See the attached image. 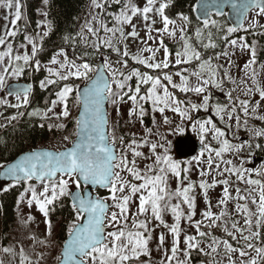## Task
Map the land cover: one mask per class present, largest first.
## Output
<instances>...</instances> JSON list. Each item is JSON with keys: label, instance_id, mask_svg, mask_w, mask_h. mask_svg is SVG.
I'll return each mask as SVG.
<instances>
[{"label": "snow or ice", "instance_id": "snow-or-ice-1", "mask_svg": "<svg viewBox=\"0 0 264 264\" xmlns=\"http://www.w3.org/2000/svg\"><path fill=\"white\" fill-rule=\"evenodd\" d=\"M49 0H43L48 4ZM108 0L100 3L99 0H93L96 8H104ZM119 3V0H116ZM15 5V6H14ZM212 5L198 4L197 9H203V17L200 27L195 29V39L190 35L185 25H191L192 18L184 13H178L179 22L175 18H170L166 14L169 8L167 0L159 2L158 0H146L142 6L129 2L124 5L119 15L116 16L117 27L109 28L104 20H100V27L105 33L101 42L98 32L88 27V32L96 37L94 47L99 51L100 47L112 49L117 56H123L125 59H117L116 63L120 67H114L113 63L105 58L103 68H93L89 62L77 63L75 60H69L68 54L63 49L56 52L50 59V64L57 67H48L49 78L40 81V88L45 89L47 85L56 84L58 81H69L72 78L81 81H87L84 87L74 88L65 84L57 93V99L50 101V106L43 110H33L30 116L39 115L41 119H50L49 113H53L56 120H67L71 115L69 107L70 97L76 94V99L82 106L79 117L75 120V140L71 141V147L62 151L52 150H32L26 154L20 155L19 158L10 164H0L3 169V175L7 180L14 181L15 184L30 182L33 179L39 181L42 185V191L38 194L35 187L28 185L27 191L31 193L28 205L31 207L35 202L39 211L45 216L46 233L51 235V220L49 216V207L63 197H69L71 208L74 212V221L67 228V239L63 243L62 251L59 256V264H151L152 250L149 247V241L152 239L148 226V215L164 224L162 218L163 210L170 208L175 218V224L169 226L174 240L170 249L162 250L165 259L160 264H189L190 253L198 249L205 255L211 256V264H220L215 255H219V249L223 246L224 255L228 259V264H264V241L257 244L254 240L261 238L259 229L264 228V167L260 169L246 168V161L241 159L239 164L234 163L232 158L225 159L226 154L235 152L239 154L244 148V144L235 145L227 136L226 129H231L232 124L227 123L225 129L217 126L212 119L195 120L191 113L198 112L201 109L208 112L210 109L211 96L207 94L209 87L224 90V78H227L232 84L237 82L232 79L228 71H223L221 76L222 65L214 64L221 56L229 57L235 53H229L226 49L220 52H214L211 56H206L209 50L218 47L215 38L218 33L226 34L220 37L229 47L251 48V59L244 65V70L250 72V78L255 88L244 89L245 95H251L253 91L258 92L261 100H264V87L258 86L256 73L252 70V65L256 62V53L254 47L247 43H240L236 39H228V36L235 33L236 26L223 29L217 19L212 16H222V5H215L217 11L210 12L208 9ZM231 7L236 10L237 23L243 27L240 17L248 20L246 13L255 12V17L249 23L251 26L264 25L259 24L260 17H264V0H245L243 4L232 3ZM0 8H7L8 15L12 16L10 21L11 28L5 25L3 35H0V91L6 90L8 97H15L16 103H10L9 100L0 99V104L5 107L15 109L26 108L29 105L31 85L24 84L22 87H11L9 80L20 81L23 77L26 67H32L35 70L40 69V61L35 60L38 51L42 48V42L38 45L37 41L30 36H25L26 44H21V48H27L31 45V53L24 51L19 54L13 48L10 38H15L18 34L16 30L17 23L22 18V5L20 0H0ZM47 13H45L46 15ZM151 14V16H150ZM140 16L146 23L147 41L157 44L156 47L147 46V41L141 40L146 46L141 52L131 55L128 46L125 44L123 50L115 47L113 38L124 41L127 37L138 38L139 33L133 25L132 30L125 33L123 25L131 24L132 18ZM7 19V15H6ZM95 19V17L93 18ZM200 19V16L197 17ZM150 22V23H149ZM159 22L162 27L154 28ZM49 31L51 25H47ZM247 30V29H245ZM156 33V36L153 35ZM111 34V35H109ZM49 35L46 31L43 36ZM165 35L176 41L179 48L170 50L165 44ZM158 37V39H157ZM163 50V56L157 60V53ZM149 55L145 56L142 53ZM63 57V60L57 59ZM129 59L137 65H142L146 69H151L155 74L142 72L139 68L128 69ZM231 63V61H230ZM183 65V67H182ZM121 68L128 69L127 72L121 71ZM175 68L176 71H167ZM95 73V76H90ZM54 77V79H52ZM133 77L136 78V85L133 88L128 84ZM179 78V83L174 80ZM196 83L193 84L192 78ZM244 82L241 81V84ZM115 86V88L113 87ZM141 85H149L141 94ZM176 90V91H173ZM177 91L185 94L194 93L201 97L200 103H193L188 99L177 98ZM231 89L226 93L227 100L230 104L215 106V115L220 122L232 121L235 118L236 128L240 127L241 116L245 117L243 123L247 127L250 113H257L259 103L250 104L248 99L233 97ZM127 98V99H125ZM131 102V107L127 115L137 117L143 122V116L146 109L144 105L151 106L153 113H160L163 118V124L171 123L166 111H171L190 123V127L197 132L200 137V144L203 145L199 156L196 157L197 164L201 162L206 166L200 169V176H210L216 173L223 179H213L211 182L202 180L199 184L203 194L207 197L208 189L215 187L217 183L223 184V197L219 200L218 206H224L219 215L210 210L202 213L203 219L195 222V229L200 238L210 236V233L201 230L202 226L215 227L219 221H223L224 231L227 236L236 241V245L228 240H218L211 237L209 251L205 252L200 248L201 240L196 236H187L185 240L186 250H184V259L179 258L180 253V221L185 215L181 210V204H186L188 208L187 220L192 221L195 215V198L191 195L193 185L189 181L187 187H183V181L188 179L186 173L188 168L181 167V164L169 155V148L166 143L150 142L148 138H135L127 144L124 143V136H117L115 128L111 134L108 132L109 119L105 112V103L119 105ZM61 106L59 113L53 110ZM119 111V108H117ZM23 113L13 115L11 120L15 121ZM255 119L264 120V115H254ZM131 122V121H129ZM155 123V116H153ZM41 128L44 124L39 125ZM59 129L67 127L65 123L56 125ZM52 130V125L48 126ZM177 131L183 132V128H177ZM256 137L264 136V129H249ZM209 134L211 138L209 139ZM147 135H153L151 129L147 130ZM69 140V136L64 137ZM164 137H161L163 140ZM117 140L120 141V150L117 151ZM215 141L220 147H214L211 141ZM207 141V142H206ZM149 148L151 155H145L141 149ZM249 147L251 145L249 144ZM256 147H260L259 144ZM163 149L158 153L157 149ZM206 153V155H205ZM131 156V159L129 158ZM137 158H143L145 161L151 160L152 163L145 164L143 170L137 166ZM201 158H203L201 160ZM182 172L185 175L182 176ZM255 172L258 178H252ZM176 178L180 183L175 191H171L168 186L169 175ZM227 174V175H226ZM235 176L236 181L249 186L247 195L241 194L239 187L235 188L236 196L232 197L229 192L231 181L228 177ZM98 186L107 190L108 195L101 197L93 195L91 191H81L82 186ZM7 185L0 188V191H8ZM73 186L75 191H73ZM255 191L257 197L253 195ZM251 197V203L256 205V211L253 212L248 207L247 201ZM173 199L180 200L178 204H171ZM230 199H236V212L241 213L243 224L233 220L231 230L227 226V217L229 215L226 205ZM108 201H111L109 203ZM136 202L135 216L131 218L132 226L129 227L130 205ZM239 201H245L244 204ZM208 208H211L210 202ZM144 216V220H137L135 217ZM255 218V219H254ZM205 221L208 223L205 225ZM245 232L248 234L245 235ZM244 243L241 245L240 241ZM164 244V235L159 236V245ZM158 251L161 249L158 247ZM5 253H11L12 249L4 248ZM255 253V255H253ZM236 254V259L233 255ZM141 257L147 259L142 260ZM27 258L22 256L23 261ZM0 264L3 261L0 260Z\"/></svg>", "mask_w": 264, "mask_h": 264}, {"label": "rangeland", "instance_id": "rangeland-1", "mask_svg": "<svg viewBox=\"0 0 264 264\" xmlns=\"http://www.w3.org/2000/svg\"><path fill=\"white\" fill-rule=\"evenodd\" d=\"M120 1L121 0H119V2ZM99 2L104 3L105 0H99ZM114 2H116V0H108L106 6L101 9V8H96L92 0L90 8L88 10V14L85 19V22L81 28V40L86 49V52L88 51L92 52V53H89L93 60V62L90 64L92 65L94 69L98 68V63L102 59L105 60V58H107L110 62H112L114 67H118V68L120 67V65L116 63L117 59L118 58L121 60L125 59L123 56L118 57L117 53L113 51L112 49L100 47L99 51H97V49L94 47V42L96 41V37L91 35V33L88 32L89 26L94 28L98 32L99 36L101 37V42H102L103 38L105 37V33L100 27V20H104V22L107 24L109 28L117 27L116 16L119 15L122 9L119 11V13L115 15L111 14L110 15L111 20H109V22L106 21L107 18L105 19V17L109 14H104L105 8H107V10H110V7ZM129 2L135 5L142 6L146 3V0H127L126 4H128ZM6 15H7V19H6ZM94 17L95 19H93ZM213 18L217 20L219 19V22L220 20L222 21L223 18L227 20V16L225 17L213 16ZM254 18H256L255 12H253L248 17V20H246L244 28L239 30V32H247V31L249 32V31L259 30L261 36H259L258 34L256 36L258 40H260V37H264V28H261L259 26H255V27L251 26L249 22ZM11 19H12V16L8 15V9L0 8V35L4 34L6 24L8 25L9 28H11V23H10ZM258 19H259V24L264 25V17H260ZM18 23L16 25V30L19 34L20 28L18 26ZM38 23H39L38 30L32 33V35L29 34L26 36L32 37L39 44L40 41L44 37H46V36H43V33L48 31L50 34L51 30L49 31V28L47 27V25H49V22L44 12L40 14ZM133 25L135 26L136 31L139 33L138 38H132L129 36L124 41H120L116 38H113L114 46L119 47L121 50H123L125 44H127L130 56L141 52V50L146 46L145 43L140 42L141 40L147 41V27L142 17L140 16L133 17L131 24L123 25L125 33L130 32L132 30ZM153 27L160 28L162 27V25L159 22H157ZM185 27L188 29V25H185ZM228 27H231V25L227 21V26L224 24L223 29H227ZM18 34L14 39L10 38V42L13 44L14 50L18 52L19 54H23L24 51H27L30 54L31 45H28L27 48L25 49V48H21V44L20 45L15 44ZM153 35L156 36V33L153 32ZM164 40H165V44L169 46L170 50H172L175 45H178L176 41L169 39L166 35L164 37ZM245 40H246L245 38H243V40H237L238 45L240 43H246ZM26 43L27 42L25 41L22 44H26ZM248 45H251L252 47H254L255 53H256V62L254 65H252V70H254L256 73V80L258 82V86L264 87V58L262 57L263 47L260 45L258 41H255L254 43L249 42ZM147 46L156 47L157 44L152 41H147ZM3 50H4L3 48H0V51H3ZM109 51H111V53H109ZM227 51L229 53L234 52L235 55H231L230 58L221 56L218 61L214 60V64H219L223 66V68L221 69V76H223V71L226 70L229 72L232 79L235 80L237 83L232 84L230 81L227 80V78H224V90L223 91L210 86L207 92V94L211 96L210 109L208 112H205L201 109L198 112L191 113V115L193 116L192 122H194L195 119L199 116L205 117V119H212L213 121L219 120V118L215 115V106L217 105V103L215 104L212 98H217L219 100L223 99L224 101H226L227 100L226 93L231 89H235V91H233V97H239L240 99H248L250 101V104L259 103L260 107L257 113L255 114L250 113L249 117L247 118L248 124H247V127L244 125L245 130L243 131L242 135H239L240 131H238V129L236 128L235 118L232 121H227V119H225V122H220V125H221V129H225V125L227 123H231L232 128L226 129L228 138L235 145H239L242 143L244 144V148L241 150L239 154H236L235 152L226 154L225 159L232 158L234 160V163H237V164H239V161L241 159H244L246 161L244 165L246 168L260 169L264 167L262 166V164L258 166H254L253 164H254V160L262 158L261 156L257 155L256 153L257 151H260L262 155H264V136L256 137L253 132L249 131V129H252V128L264 129V120L253 118L254 115H264V100L260 99L258 92L253 91L251 95L246 96L245 91H244V89L246 88H255L256 86L253 84V81L250 78V72H246L244 70V65L251 59V48H244L243 50H241V48L238 46L235 48L228 46ZM142 54L145 56L149 55L146 52H143ZM162 56H163V50L161 49V51L157 53V60L162 58ZM57 59L63 60V57H57ZM68 59L75 60L69 57V55H68ZM81 59H84V57L80 56V59L75 60V61L77 63H81L80 62ZM35 60H36V57L34 58L32 63H35ZM48 67L55 68L57 66L51 65L50 63L44 64L40 62V69L38 71L32 67H26L24 75L23 77L20 78L19 82H24L23 80L25 79L27 80V78L33 81L37 77L39 78L41 77L40 81L48 79L49 78V75L47 72ZM131 68H139V69L146 70L147 72L153 71L151 69L144 68V66L142 65H137L135 64L134 61L129 59L128 69H131ZM128 69L121 68V71L127 72ZM174 71L171 70L170 72H174ZM90 76L94 77L95 73H91ZM52 79H54V77H52ZM174 80L177 83H179L178 77H174ZM40 81H39V85H40ZM132 81L133 83L134 82L137 83L136 78L133 77L131 81H128V84L131 86L133 84ZM241 81H243L244 83L241 84ZM19 82L15 80H9L8 84L10 85L12 83H19ZM61 82H70L69 85L73 86L74 88H81L87 83V81L76 80L75 78H72L69 81H58L57 83H61ZM191 82L193 84L196 83V80L194 77L192 78ZM54 85L55 84L47 85V87L43 90H46L50 87H54ZM113 87L115 88L114 85ZM141 87L142 88L149 87V85H141ZM4 91L5 90L0 91V99L9 100V102L13 104L16 103L15 98L8 97L7 95L2 96V93ZM141 93H142V89H141ZM179 94L181 96V99H188V100H191L193 103H200L201 97L195 95L194 93H188L187 96H185V94L183 93H179ZM75 97H76L75 93L73 94L72 97H70L69 107L71 110V115L67 120H63V118H61V120H56L54 118L53 113L48 114L49 117H51L50 119H42L47 123V127L49 125H52V129H53L52 131H50L51 135L49 136L48 147L46 148L54 150V151H61L68 147H71L72 146L71 141L76 139L73 133L75 132V128H76L75 120L78 118L81 105L79 101L76 100ZM54 99H57V97ZM33 102H34V98L30 97L29 105ZM131 106L132 105L130 101L128 103H122L119 105H113L109 103V120H110L109 134H111L113 128H115L116 135L118 137L121 135L124 136L125 144L129 143L131 139L133 138L137 140H140L141 138H148L150 142L166 143V146L169 148L168 154L171 155L174 160H176L178 163L181 164L182 169L188 168V172L186 173V175L188 176V179L183 181L182 186L187 187L189 184V181L192 183L193 191L191 195L194 196L195 198L196 206H195V215L192 221L189 222L187 220V213H188L187 205L181 204V210L184 212L185 215L181 218V221H180L179 248L181 251L179 253V258L182 260L184 259L183 252L184 250H186L185 240L187 236H196L197 239L201 240L202 242L200 244V248H203L205 252L209 251L208 245L209 243H211V237H216L218 240H228L230 243L236 245V241L228 237L226 232L224 231L223 221L217 222L218 226L211 227V228L202 226L201 230L210 233V236L208 237L200 238L198 236V233L196 232L195 222L203 219L202 213L205 210H210L216 215H219V213L223 210L224 206H218V202L223 197L224 185L217 183L215 187L209 188L207 197H205L203 194V190L200 189L199 187L200 182L202 180L211 182L213 179L220 180V179H223V177H219L216 173H213L210 176L201 177L199 174L200 169L206 167L202 162L198 165L196 159L189 160V161H181L176 156L174 145L177 139L186 136L187 133H191L197 141H200V137L198 133L194 132L192 128L189 126L190 123L192 122H189L187 120H181L179 115L171 111H166L165 115L169 117L171 123L168 125H164L163 118L160 115V113L158 112L153 113L151 111V106L148 104L144 105L146 112H145V115L143 116V120L145 119L146 122L145 121L141 122L140 119H138L137 117L130 118L127 115L128 110ZM147 106H149L150 108H147ZM117 108H119V111H117ZM237 108H238V113H239L238 105H237ZM6 110H17V109L12 108V107H5L4 105L0 104V131L5 129L6 127H9L14 122L13 120H11V117H4V115L7 114ZM60 111H61L60 105H58L53 110L54 113H59ZM240 113L242 114L243 119H245V117L243 116V113L242 112ZM153 116H155V123H153ZM34 117L41 119L39 115L34 116ZM201 120H204V118ZM256 121L258 125L254 124V122ZM59 123H65L67 127L64 129H59L56 127V125ZM178 127L183 128L184 131L183 132L177 131ZM148 129L152 130L153 135L151 136L147 135ZM65 136H69V140H65L64 139ZM161 137H164V139L161 140ZM210 138H211V134H209V139ZM251 139H253L254 143L251 141ZM261 139L263 140L262 144L258 142V140L261 141ZM244 140H248V141L245 143ZM211 143L214 147H217V148L220 147V145L216 144L214 140L211 141ZM249 144L251 145V147H249ZM257 144H259L260 147L257 148L256 147ZM119 150H120V141L117 140V151ZM141 151H143L146 156L151 155L149 148L147 147L141 149ZM157 152L162 153L163 149L158 148ZM129 158L131 159V156H129ZM202 159L203 158H201V160ZM148 163H152V161L151 160L145 161L143 158H137V166L141 170H143L145 167V164H148ZM183 175H185V173L182 172V176ZM228 178L231 181L229 185V192L232 197L236 196V193H235L236 187H239L241 189L242 195H247L249 186L236 181L235 176H230ZM252 178H258L255 172L252 173ZM7 185H12V184H2L0 185V188H3ZM28 185H29L28 183L24 185L25 192L22 193V195L19 197L18 202H17L18 205H17L16 224H15V228L13 229V233L10 236L11 244L9 248L12 249V252L5 253L4 251L3 252L1 251L0 260L3 261V264H22V256H23L27 258L26 261H23V264H58L59 263L58 258L62 251V245L57 241V238H59V236L57 235L58 229H56L55 227L53 228L51 224V235L50 236L47 235L46 233L47 226L45 224V220H46L45 216L39 211L38 206L36 205L35 202L32 203L31 207H29L28 205V200L31 198V193L27 191ZM32 186L35 187V190L38 194L42 191V188H43L42 184L37 185V186L36 185H32ZM168 186L171 191H175L177 187H180L181 185L178 182V180L172 177L170 174L169 179H168ZM85 189L86 188L82 186L81 191H84ZM73 191H75L74 186H73ZM4 192L6 191H0V195ZM107 195H108V192L106 191L104 194V197ZM253 195L256 196L257 193L253 191ZM256 197L258 200V196ZM66 198L67 196L61 198L58 201H61L62 199L65 200ZM206 201L210 202L211 208H208V203H206ZM108 202L111 203V201H108ZM55 203H57V201ZM178 203H180V200L178 199H173L171 201V204H178ZM236 203H237L236 199H230L227 201L226 208L229 213L227 217V226L229 230H231V224L233 220H236L240 222V224H243L242 214L236 212L235 210ZM239 203L244 204L245 201H239ZM247 203H248V207L250 208V210L255 212L256 205L251 203V197L249 198ZM130 210L131 211H130L129 227L132 226L131 218L135 216V212H136V202L135 201L130 205ZM49 216H50V213H49ZM135 218L137 220L145 219L144 216H139ZM162 218L164 220V224H167L169 226H172L175 224V218L170 208L163 210ZM204 223L206 225L208 221H205ZM164 224H161L159 221L155 220L151 216V214L148 215V226H149V229L151 230L150 234L152 236V239L149 241V247L152 250L151 264H160L161 260L165 259V257L162 255V250L170 249L173 244L174 237L172 233L169 231V227H165ZM259 231L261 233V238L253 241V243L257 244L258 246L260 245L262 241H264V228L259 229ZM161 234L164 235L163 245H159V236ZM247 234L248 233L245 232V235ZM243 243L244 241L241 240L240 244L242 245ZM158 247L161 249V251L157 250ZM197 251L200 252L198 249H194L191 251V253L197 252ZM200 253H203V252H200ZM213 255H215L216 260L220 261V264H228V259L224 255L223 246H221L219 249V255H216V254H213ZM253 255H255V253H253ZM205 256H208V255H205ZM208 257L210 259V264H211V256H208ZM141 259L144 260L147 258L141 257ZM233 259H236V254L233 255ZM172 264H175V261H173ZM189 264H194L191 257H190Z\"/></svg>", "mask_w": 264, "mask_h": 264}, {"label": "trees", "instance_id": "trees-1", "mask_svg": "<svg viewBox=\"0 0 264 264\" xmlns=\"http://www.w3.org/2000/svg\"><path fill=\"white\" fill-rule=\"evenodd\" d=\"M20 1L22 5V18L18 23L20 32L15 41L16 45L24 43V37L26 35H32V33L38 30V19L40 14L44 12L47 13L46 18L51 25V31L48 36L40 41V43L42 42V48L38 51L36 60H39L44 64L50 63L51 57L56 52L63 49L67 52L69 57L75 60H79L80 56H83L84 59H81L80 62H93L91 55L89 54L92 52H86L81 40V28L85 22L92 0H49L48 4H44L43 0ZM126 1L127 0H121L119 3L114 2L111 5L110 10L105 8L104 14H109L105 17V19L107 18L106 21L109 22V20H111V14L115 15L119 13L126 4ZM198 1L199 0H167L169 8L166 9V14L169 15L170 18H175L179 21V16L176 15L178 13H184L192 18L191 25H188V31L193 37V43H197L195 39V29L201 26V23L195 15V8ZM158 2H164V0H158ZM220 22L223 23H220L222 28L224 24L227 26V20L225 18H223L222 21L220 20ZM257 33H260V31L255 30L232 33L228 36V39L243 40V38H245L251 40V38ZM225 34V32L217 34L214 42L218 44V47L214 50H209L205 53L206 56H211L214 52L218 53L223 49L227 50V43L220 39V37ZM261 45L264 49V38H262ZM177 48H179V44L173 47V49ZM109 53H111V51H109ZM174 69L171 68L167 71H174ZM140 70L142 72H147L143 69ZM148 73L155 74L153 71ZM40 80L41 77H37L34 80L35 90L32 95V98H34V102L31 103L32 105L30 104L26 108L17 110H6L7 114H5L4 117H12L18 113H23V115L15 120L12 125L1 130L2 132L0 131V164H10L18 159L20 155L32 150L48 147L51 132L48 130L47 123L42 119L30 116L29 113L33 110H43L50 106V101L57 97L56 93L65 84H69L70 82L56 83L54 87L43 90L39 87ZM26 81L31 82L28 78ZM135 85L136 83L134 82L132 87L134 88ZM146 88L147 87H141V94L144 93ZM176 94L177 98L181 99L180 94L178 92ZM212 100L215 104L217 103L220 105L231 103L228 100L224 101L223 99L219 100L217 98H212ZM147 108L150 107L147 106ZM238 114L241 116V123L238 131H240L239 135H242L245 130L243 123L244 119L240 112ZM203 118L205 119V117ZM143 121L146 122L145 119ZM214 122L221 128L219 120ZM40 124H44V127L41 128L39 126ZM254 124L258 125L257 121L254 122ZM251 141L254 143L253 139H251ZM262 141V139L261 141L258 140L260 144H262ZM30 184L34 185V183ZM24 185H15L0 195V252H3L4 248H9L11 244L10 236L13 233L17 219V202L22 193L25 192ZM49 209L53 228L55 227L58 229L57 235L59 238H57V241L60 244H63L67 239V228L74 221V212L71 208V201L67 197L65 200L57 201V203L51 205ZM190 257L194 264H210L209 257L198 251L190 253Z\"/></svg>", "mask_w": 264, "mask_h": 264}, {"label": "water", "instance_id": "water-1", "mask_svg": "<svg viewBox=\"0 0 264 264\" xmlns=\"http://www.w3.org/2000/svg\"><path fill=\"white\" fill-rule=\"evenodd\" d=\"M244 2H245V0H199L197 5L198 4L212 5V7H210L208 9L212 13H215L217 11V8L215 7V5H217V4L222 5V11H223L222 17L227 16V20H228L229 24L231 26H236L238 28L237 31H239L240 29H242L244 27L246 20H244L243 17H240V21L243 24V27H241L240 24L237 23L236 10L231 7V4L232 3L243 4ZM197 5H196L195 14H196V17L200 16V19H198V20L200 22H202L203 17L201 16V12L203 11V9H197ZM251 13L252 12H248V13H246V15L249 17ZM104 63H105V61L102 60L98 64V67L103 68ZM24 84L31 85L29 83H15V84H11L10 86L14 87V88L15 87H22ZM30 92L32 94V87L30 89ZM104 108H105V112L107 113V116L109 119L108 103L107 102L105 103ZM81 111H82V106H81L79 115H80ZM197 119L200 120V118H197ZM108 132H109V125H108ZM202 148H203V145H201L200 142L197 141L194 138V136L191 134H188L185 138H179L175 143V153L180 160H191V159L197 157V155H199ZM38 150H49V149H38ZM14 162H12V163H14ZM31 182L40 183L39 181H36L35 179H33ZM3 183L9 184V183H15V182L11 181V180H7L3 175V169H1V171H0V185ZM23 183H25V182L22 181L19 184H23ZM84 187H86V191H91L93 195H94V192H97V191H107L106 189L100 188L98 186L89 185V186H84Z\"/></svg>", "mask_w": 264, "mask_h": 264}, {"label": "flooded vegetation", "instance_id": "flooded-vegetation-1", "mask_svg": "<svg viewBox=\"0 0 264 264\" xmlns=\"http://www.w3.org/2000/svg\"><path fill=\"white\" fill-rule=\"evenodd\" d=\"M256 153H257V155L261 156L262 158L260 157L261 159L254 160L253 165L258 166V165L262 164V166H264V155H262V153L260 151H257ZM256 196H258V195H256Z\"/></svg>", "mask_w": 264, "mask_h": 264}]
</instances>
